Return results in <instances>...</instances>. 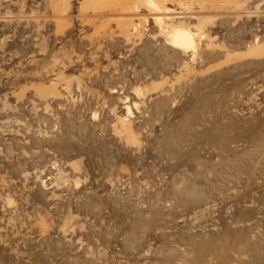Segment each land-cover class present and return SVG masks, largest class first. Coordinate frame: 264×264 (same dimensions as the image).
<instances>
[{
  "label": "rangeland",
  "instance_id": "rangeland-1",
  "mask_svg": "<svg viewBox=\"0 0 264 264\" xmlns=\"http://www.w3.org/2000/svg\"><path fill=\"white\" fill-rule=\"evenodd\" d=\"M152 2L0 0V264H264V0Z\"/></svg>",
  "mask_w": 264,
  "mask_h": 264
},
{
  "label": "bare ground",
  "instance_id": "bare-ground-1",
  "mask_svg": "<svg viewBox=\"0 0 264 264\" xmlns=\"http://www.w3.org/2000/svg\"><path fill=\"white\" fill-rule=\"evenodd\" d=\"M132 3H153L152 0H131ZM160 27L164 29L163 26H161L160 18H157L156 20ZM161 31V30H160ZM169 35V33L167 34ZM167 40L175 47L181 48V49H193L194 43L192 41L191 35L182 29H176L172 32L171 36L167 38ZM172 46V47H173ZM251 141V140H250Z\"/></svg>",
  "mask_w": 264,
  "mask_h": 264
}]
</instances>
